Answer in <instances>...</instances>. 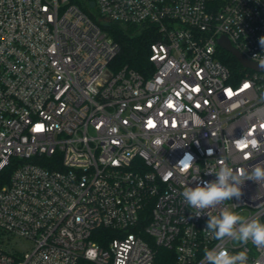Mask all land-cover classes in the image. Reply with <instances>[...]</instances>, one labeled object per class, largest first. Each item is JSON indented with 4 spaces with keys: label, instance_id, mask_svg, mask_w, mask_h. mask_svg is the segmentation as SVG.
I'll list each match as a JSON object with an SVG mask.
<instances>
[{
    "label": "built area",
    "instance_id": "obj_1",
    "mask_svg": "<svg viewBox=\"0 0 264 264\" xmlns=\"http://www.w3.org/2000/svg\"><path fill=\"white\" fill-rule=\"evenodd\" d=\"M110 24L155 31L147 75L111 70ZM222 36L256 63L264 0H0V264H205L213 247L264 264L180 195L264 162V72L236 79ZM241 189L210 214L264 222V183Z\"/></svg>",
    "mask_w": 264,
    "mask_h": 264
},
{
    "label": "clouds",
    "instance_id": "obj_2",
    "mask_svg": "<svg viewBox=\"0 0 264 264\" xmlns=\"http://www.w3.org/2000/svg\"><path fill=\"white\" fill-rule=\"evenodd\" d=\"M259 45L264 49V36L259 38ZM252 59L260 69L264 70V55H254ZM191 163L190 160L187 166L190 167ZM208 173L215 175L216 179L205 181L202 186L198 185L195 188L186 184L180 195L187 208L194 210L191 211L194 216L199 217L207 213L209 219L205 232L209 238L218 242L230 238L236 246L247 245L250 242L256 248H264V222L256 218H246L227 206L221 208L217 215L210 214L211 209L224 202L232 201L233 198L239 199L242 195L241 186L245 181L264 183V162L253 165L250 171L234 169L225 164L219 171ZM236 206L233 204V208ZM204 262L205 264H248V253L246 250L233 253L223 247L205 248Z\"/></svg>",
    "mask_w": 264,
    "mask_h": 264
},
{
    "label": "trees",
    "instance_id": "obj_3",
    "mask_svg": "<svg viewBox=\"0 0 264 264\" xmlns=\"http://www.w3.org/2000/svg\"><path fill=\"white\" fill-rule=\"evenodd\" d=\"M107 29L111 37L121 47L119 54L111 64V70L118 71L127 67L147 75V71L151 70L149 53L151 45L156 41L155 31L152 28L117 24H110ZM222 62L227 65L236 79H239L245 73L238 61L226 51L222 52ZM98 233L101 238L106 240L115 237L108 229H99Z\"/></svg>",
    "mask_w": 264,
    "mask_h": 264
},
{
    "label": "water",
    "instance_id": "obj_4",
    "mask_svg": "<svg viewBox=\"0 0 264 264\" xmlns=\"http://www.w3.org/2000/svg\"><path fill=\"white\" fill-rule=\"evenodd\" d=\"M219 46L226 51L227 53L231 54L238 63L242 66L244 70H253L256 72H264V70L258 67L257 63L247 60L239 51H237L232 44L230 43L229 39L225 36H222L218 40Z\"/></svg>",
    "mask_w": 264,
    "mask_h": 264
}]
</instances>
